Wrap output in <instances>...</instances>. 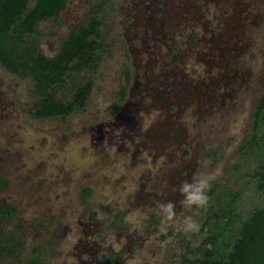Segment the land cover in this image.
Instances as JSON below:
<instances>
[{"label": "rangeland", "instance_id": "obj_1", "mask_svg": "<svg viewBox=\"0 0 264 264\" xmlns=\"http://www.w3.org/2000/svg\"><path fill=\"white\" fill-rule=\"evenodd\" d=\"M92 13L103 50L57 96L90 82L81 111L35 119L33 83L0 66V208H16L0 234L25 244L0 264L38 263L37 245L43 264H180L213 233L210 206L236 198L245 220L264 204L252 176L264 138L245 146L264 90V0H68L39 24V49L53 57ZM215 173V197L184 208L183 182Z\"/></svg>", "mask_w": 264, "mask_h": 264}, {"label": "trees", "instance_id": "obj_2", "mask_svg": "<svg viewBox=\"0 0 264 264\" xmlns=\"http://www.w3.org/2000/svg\"><path fill=\"white\" fill-rule=\"evenodd\" d=\"M30 1L0 0V66L8 73L33 83L31 94L37 98L32 108L35 119L48 120L81 111L90 92V82L83 86L72 85L67 101L62 102L57 96L66 90L71 73H78L99 59L96 52L104 47L99 29L102 23L92 13L87 21L69 32L58 52L49 58L38 47V26L47 21H57L68 0H35L32 6ZM263 122L264 90L255 106L253 134L246 147L263 141L264 137L257 135ZM252 176L256 190L264 197V159ZM5 188L6 184L0 182V190ZM217 191L218 186L211 188L208 198L215 197ZM88 193L86 190L84 194ZM235 199L232 197L221 208L209 207L204 225L213 220L216 226L213 233L196 248L186 245L180 264H264V204L255 207L242 220L238 216ZM14 214L15 210L11 208L0 210V219H10ZM13 247L12 254L19 253L21 244L16 243ZM2 249L5 248L0 247V251ZM6 251L0 255L8 256ZM39 251L37 249L33 254L38 264Z\"/></svg>", "mask_w": 264, "mask_h": 264}, {"label": "clouds", "instance_id": "obj_3", "mask_svg": "<svg viewBox=\"0 0 264 264\" xmlns=\"http://www.w3.org/2000/svg\"><path fill=\"white\" fill-rule=\"evenodd\" d=\"M147 125H145V130ZM215 175L218 173L210 175H198L194 177L193 183L187 181L183 182L180 187V193L184 199L180 202L181 205L186 209H191L193 206L197 208H204L209 202V198L206 195L207 191L210 188V182L215 178ZM162 212L166 215L167 220L171 221L175 215L173 212L174 205L169 202L168 204L159 205ZM185 232H198L199 225L196 224L191 217H186L184 220V229ZM131 264V262H129Z\"/></svg>", "mask_w": 264, "mask_h": 264}, {"label": "flooded vegetation", "instance_id": "obj_4", "mask_svg": "<svg viewBox=\"0 0 264 264\" xmlns=\"http://www.w3.org/2000/svg\"><path fill=\"white\" fill-rule=\"evenodd\" d=\"M0 182H3V183H5L6 184V182H4V181H0ZM6 187H7V184H6ZM6 189V188H5ZM4 190V189H3ZM0 191H2V190H0ZM14 209L15 210V214H14V216L13 217H11L10 219H7V220H2V219H0V226H2L4 223H7V222H9L10 220H12L15 216H16V208H14V207H5V208H0V210H7V209ZM40 228H42V227H39V229ZM42 229H44V227L42 228ZM14 244V243H20L21 244V248H20V251H19V253H21V252H23V250L25 249V244H24V241H23V239L22 238H17L15 235H12L11 237H10V239H7V238H3L2 236H1V234H0V246L1 247H3V248H6V249H9V246L11 245V244ZM37 249H40V251H39V253H40V258H43V246H41V245H37L36 247H34L32 250H31V252H30V258H32L34 255V252H35V250H37ZM19 253H17V254H19ZM15 254V253H14ZM14 256H16V254L14 255ZM1 257V256H0ZM10 258H12V256L11 257H9V258H4V259H10ZM30 264H36V263H32L31 262V259H30Z\"/></svg>", "mask_w": 264, "mask_h": 264}, {"label": "crops", "instance_id": "obj_5", "mask_svg": "<svg viewBox=\"0 0 264 264\" xmlns=\"http://www.w3.org/2000/svg\"><path fill=\"white\" fill-rule=\"evenodd\" d=\"M44 258V257H43ZM43 258H40V260H39V264H43L42 263V261L44 260ZM36 264H38V263H36Z\"/></svg>", "mask_w": 264, "mask_h": 264}]
</instances>
